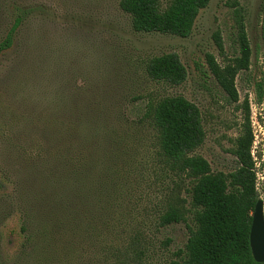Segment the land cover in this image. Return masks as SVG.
<instances>
[{
  "label": "rangeland",
  "instance_id": "374dc122",
  "mask_svg": "<svg viewBox=\"0 0 264 264\" xmlns=\"http://www.w3.org/2000/svg\"><path fill=\"white\" fill-rule=\"evenodd\" d=\"M120 2L0 0V43L22 21L0 56V264L183 263L193 182L160 154L149 112L164 98L200 109L206 139L194 155L225 175L239 168L233 151L249 106L264 203V0H211L186 39L135 32ZM241 18L252 56L233 103L207 57L225 66L240 56ZM165 54L179 56L184 84L148 75ZM60 166L75 178L68 191L50 180ZM170 206L186 222L163 227Z\"/></svg>",
  "mask_w": 264,
  "mask_h": 264
},
{
  "label": "trees",
  "instance_id": "16d2710c",
  "mask_svg": "<svg viewBox=\"0 0 264 264\" xmlns=\"http://www.w3.org/2000/svg\"><path fill=\"white\" fill-rule=\"evenodd\" d=\"M210 2L171 0L163 8L161 0H121L120 8L131 17L132 28L137 33H158L186 39L192 35L200 12ZM243 21L241 18L238 23L240 56L225 66L219 65L213 56L207 57L209 75L214 77L233 103L239 100L236 77L249 69L252 56ZM21 22L17 19L0 43V56L13 47ZM262 33L264 38V10ZM218 40V47L223 50L221 39ZM147 70L151 79L171 86H180L188 78L187 69L177 54L151 59ZM250 117L247 105L245 129L236 140L233 151L239 168L225 175L214 173L207 160L194 155L206 139L202 114L195 104L178 96L164 98L151 107L149 118L157 133L162 158L173 170L185 174L193 182L191 197L195 209V229L190 231L182 264H264L254 260L250 246L253 214L259 201L251 157L254 137ZM58 130L49 129L48 135H54ZM38 166L34 164L31 169L35 170ZM70 176L68 170L60 166L58 172L50 176V180H58L62 189L68 191L69 187H75L74 175ZM181 222H186L185 213L175 206H170L160 217L163 227Z\"/></svg>",
  "mask_w": 264,
  "mask_h": 264
},
{
  "label": "water",
  "instance_id": "95a60500",
  "mask_svg": "<svg viewBox=\"0 0 264 264\" xmlns=\"http://www.w3.org/2000/svg\"><path fill=\"white\" fill-rule=\"evenodd\" d=\"M264 203L258 201L253 214L250 232V246L254 260L264 263Z\"/></svg>",
  "mask_w": 264,
  "mask_h": 264
},
{
  "label": "built area",
  "instance_id": "2783aa9c",
  "mask_svg": "<svg viewBox=\"0 0 264 264\" xmlns=\"http://www.w3.org/2000/svg\"><path fill=\"white\" fill-rule=\"evenodd\" d=\"M261 145L259 142L258 138L253 141V145L251 147V157L254 161H257L256 155H257V150L258 146Z\"/></svg>",
  "mask_w": 264,
  "mask_h": 264
},
{
  "label": "flooded vegetation",
  "instance_id": "af4514ba",
  "mask_svg": "<svg viewBox=\"0 0 264 264\" xmlns=\"http://www.w3.org/2000/svg\"><path fill=\"white\" fill-rule=\"evenodd\" d=\"M263 210H264V208H263Z\"/></svg>",
  "mask_w": 264,
  "mask_h": 264
}]
</instances>
